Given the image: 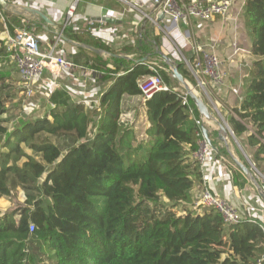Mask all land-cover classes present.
Wrapping results in <instances>:
<instances>
[{"label": "trees", "instance_id": "trees-1", "mask_svg": "<svg viewBox=\"0 0 264 264\" xmlns=\"http://www.w3.org/2000/svg\"><path fill=\"white\" fill-rule=\"evenodd\" d=\"M244 18L256 58L229 122L236 138L246 136L252 162L264 172V0H246ZM8 26L14 32L21 17L8 15ZM71 38L116 57L111 66L82 48L71 54L104 85L95 109L59 87L49 94L48 114L9 128L15 94L0 72V200L19 190L25 195L22 204L0 208V264H264L260 216L226 223L215 208L195 206L192 192L202 172L192 153L203 138L201 116L180 83L158 69L169 89L141 101L143 129L136 119H123L134 107L123 105L125 96L143 98L139 80L154 73L149 64L160 58L167 65L161 34L148 24L134 45L120 49L94 27ZM7 54L0 39V59ZM179 72L196 84L183 64ZM231 178L238 189L248 183L234 169Z\"/></svg>", "mask_w": 264, "mask_h": 264}, {"label": "crops", "instance_id": "crops-1", "mask_svg": "<svg viewBox=\"0 0 264 264\" xmlns=\"http://www.w3.org/2000/svg\"><path fill=\"white\" fill-rule=\"evenodd\" d=\"M37 1L42 2V5L32 6L40 8L47 19L54 23L62 17L63 10L67 5V0ZM130 1L135 4L147 2V0ZM245 2L246 0H231V6L226 18H185L180 22L182 30H189L195 41L202 44L205 49L215 52L221 60V81L216 82L210 79L207 86L200 88V90L203 99L207 102L217 120L222 121L228 127L227 133L223 134L228 147L219 139V124L217 121L213 122L201 119V125L203 124L208 129L209 136H214L218 139V145L225 147L231 158L234 157L235 153L233 142H235L236 137L229 131L232 130L229 118L232 115L236 116L234 109L239 108L244 99L246 87L250 80L249 68L256 58L252 52V34L245 24ZM19 5L27 7L30 6V3L20 1ZM145 9L148 13L156 12L149 6H146ZM35 19L39 25V30L36 33L39 37L41 48L51 51L56 42L55 34L50 31V29H53V26L41 17H35ZM100 19L105 23L103 25L97 24L94 29L99 35L104 33V38L108 44L115 49H120L124 45H134L136 43L135 37L140 35V30L150 24L144 19V15L141 12L134 9L129 10L118 0H82L73 19L72 26L65 31V37L72 39L71 35H74L76 31L88 27L89 20L97 21ZM164 20L167 21L168 19L164 18ZM6 37L7 33L0 23V39L4 40ZM65 37L57 41L55 51L63 56H67L68 54L67 57H71V54L76 52L78 48L68 42ZM72 40L75 42L74 39ZM187 52L189 53L190 50ZM130 56L133 57L132 55ZM91 76L93 77L82 80V78L79 79L80 74L74 72L64 74L58 79L59 86L69 91L73 100L82 99L88 110L98 107L99 96L104 90L103 84L98 85L96 83L99 75L96 72H92ZM48 89V85L44 81L40 79L37 81V92L33 96V101L45 102L46 106L42 114H34L29 118L42 117L49 113L52 107L48 102L50 94ZM127 100L126 106L134 107L125 113L128 118L124 120L133 121L134 111H136L137 106H141L144 110V107L141 105V101L143 102L144 100L143 98L137 99L138 101L133 98H128ZM238 141L248 147L246 145V136L238 138ZM215 152L209 158L206 174L211 191L239 207L243 206L245 202L260 206L262 202L257 194L255 185L252 183L254 191H252L249 182L243 189H238L236 185H232V168L229 166V158L225 154H215ZM201 190V184L194 187L192 192L193 199H198Z\"/></svg>", "mask_w": 264, "mask_h": 264}, {"label": "built area", "instance_id": "built-area-1", "mask_svg": "<svg viewBox=\"0 0 264 264\" xmlns=\"http://www.w3.org/2000/svg\"><path fill=\"white\" fill-rule=\"evenodd\" d=\"M6 1L9 4L7 7L4 8L0 5V23L7 33V37L3 42L8 53L7 55L16 64L20 76V88L24 93L29 96L35 93L36 84L39 79L48 85V90L52 93L55 89L60 87L58 79L64 74L77 71L84 78L92 74L91 69L76 63L71 57L63 56L55 51L57 41L63 39L65 37V31L72 26L73 19L82 0H67V5L63 10L62 17L55 22L53 26L56 31V42L51 51L41 48L39 37L36 33L35 16L24 12L20 15L15 12L17 9L23 11L28 7L40 9L32 5L41 6L42 2L37 0ZM20 1L28 2L30 6L22 7L19 5ZM118 1L123 3L129 10L134 9L141 12L144 15V19L154 26L155 30L162 36L161 51L171 57L175 64L181 63L184 65L195 79L196 88H205L210 79L216 82L221 81L222 71L219 56L215 52L205 49L202 44L195 41L189 30H182L180 22L185 18H226L229 13L231 1L192 0L188 4L184 3L183 0H147L145 3L138 4L130 0ZM146 6L153 8L156 12H146ZM8 15H16L22 19V26L16 28L14 32H10L9 30ZM164 18L168 20L165 21ZM121 19H123V17H121ZM104 23L102 19L97 21L89 20L87 26L95 27L97 24L103 25ZM188 50H190L189 53L187 52ZM161 57L163 58L162 55ZM104 58L108 60L111 66L116 61V57L110 53H106ZM149 65L154 73L146 75L139 80V87L142 91L143 100L152 97V95L158 91L169 89V85L165 83L158 69L167 72L173 77L174 66L161 65L156 61L151 62ZM187 81L189 82V80ZM183 94V98L187 100L188 93L184 91ZM49 104L51 107L54 106L53 103L49 102ZM229 131L234 134L232 130ZM213 152L218 154L217 148L213 147L212 144L203 137L199 141L198 149L192 153V157L199 162L202 172V190L198 199L194 200L195 206L215 208L222 214L226 223H236L240 221L245 214H249L250 217L260 216L262 218L261 226L264 228V202L261 199L262 203L260 206L245 202L243 206L239 207L226 198L211 191L208 186L206 174L209 158ZM232 162L229 163V166L243 174L241 169L234 164L235 162ZM245 176L246 175H244V177ZM257 177L258 183L264 190V175L260 173ZM30 229H33L32 224Z\"/></svg>", "mask_w": 264, "mask_h": 264}, {"label": "rangeland", "instance_id": "rangeland-1", "mask_svg": "<svg viewBox=\"0 0 264 264\" xmlns=\"http://www.w3.org/2000/svg\"><path fill=\"white\" fill-rule=\"evenodd\" d=\"M96 31V30H95ZM96 33L98 34V32L96 31ZM99 35V34H98ZM101 36H104V33L100 34ZM138 37V36H137ZM137 37H135V40H137ZM67 54V53H66ZM68 56V54H67ZM156 62L163 65L162 59L158 58L156 59ZM0 72L2 74L6 75V82L10 84V88L11 89V93L13 92L15 94V98H13L12 100H10L8 102V109L9 112L8 114H12L13 115V122L9 121L6 123V125L9 128H12L14 126L15 123L18 122L19 119H29V117H31L34 114L40 115L42 114L43 110L45 109L46 103L45 102H36L33 101V93L31 96H29L28 94L24 93L22 91V89L19 87L20 86V76L18 74V70L16 67L15 62L7 55L6 58L0 59ZM77 72V71H76ZM79 73V72H77ZM75 76V75H74ZM93 77L91 76V74L87 77H83L80 74V78H82V80H86L89 78ZM189 80V79H187ZM84 83V82H82ZM189 83L191 86L195 84H193L191 82V80H189ZM193 84V85H192ZM183 87V86H182ZM184 88V87H183ZM182 88V92H184L185 89ZM198 91L201 93L200 88H197ZM186 91V90H185ZM80 98H82V96L79 95ZM79 98V99H80ZM128 98H130V96L126 95L123 105H127L128 103ZM140 97H135L133 99H139ZM138 101V100H137ZM135 115H134V120L136 119V123L137 125L140 126L141 129H143V124L145 121V112L142 109L141 106H137V108L135 109ZM7 115H4L3 117H6ZM128 118L126 116V114L123 115V119ZM234 146H235V153H234V157L231 158V156L229 155V161L234 163V158H237L239 160H241V156H243L250 164V168L253 174V177H255V179L257 180L258 177L261 174L264 175V172H260L258 169L255 168L253 162H252V152L251 149L244 146L242 143H240L238 141V138H235V142H233ZM31 153V151H29ZM242 161V160H241ZM235 164V163H234ZM245 178L247 179V181L249 182V185H251V189L252 191H254V185L252 184V176H245ZM25 201V195L24 193L19 190L18 193H16L14 196H10V197H3L0 200V208L3 212L8 211L14 207H16L19 204H22ZM180 209V208H179Z\"/></svg>", "mask_w": 264, "mask_h": 264}, {"label": "water", "instance_id": "water-1", "mask_svg": "<svg viewBox=\"0 0 264 264\" xmlns=\"http://www.w3.org/2000/svg\"><path fill=\"white\" fill-rule=\"evenodd\" d=\"M0 5H1V7L5 8L9 4L7 3L6 0H0ZM15 12L17 14H20V15L23 12L24 13H30L31 15H33L35 17H41V18L45 19L46 21H48V23H50L51 26H54V22L49 21L40 9L28 7V8H25L23 11L20 9H17ZM50 31L54 34L56 33L54 28L50 29ZM65 38L68 42L74 44L77 48H82V49L90 51V52H95V53H98L102 56H104L106 54V52L104 50L96 49L94 47L87 46L86 44H83V43H80L77 41L74 42L72 39H70L68 37H65ZM160 54L166 60L167 65L174 66L173 67V78L176 79L180 83V85L184 87V89L186 90L188 95L191 97V99L193 100L194 104L196 105V107L200 113L201 119L213 121V122H215V121L218 122V124H219V139L221 141H223L226 144V146L228 147L226 138L223 136V134H226L228 131L227 127L225 126V124L222 121L217 120V117L212 113L207 102L203 99V97L201 96V94L197 90V88L194 86H191L190 83L186 80V78L179 72V65L181 63L175 64L173 59L171 57H169L168 55L164 54L162 51H160ZM117 56H126V55H117ZM143 60H147V57H145ZM201 131H202L203 137L206 138L209 141V143L211 144V139L209 137V131L203 124L201 125ZM234 162L241 169V171L243 172L244 175H246V176L251 175L252 176V178H253L252 182L256 187L257 194H258L259 198L264 202V190L261 188L260 184L255 179V177H253L251 169L245 163H243V161H241L237 158H234Z\"/></svg>", "mask_w": 264, "mask_h": 264}]
</instances>
